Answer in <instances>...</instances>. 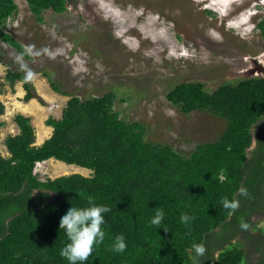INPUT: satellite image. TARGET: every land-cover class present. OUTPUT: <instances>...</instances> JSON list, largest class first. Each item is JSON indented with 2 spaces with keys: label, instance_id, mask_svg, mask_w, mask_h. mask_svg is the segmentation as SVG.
<instances>
[{
  "label": "trees",
  "instance_id": "16d2710c",
  "mask_svg": "<svg viewBox=\"0 0 264 264\" xmlns=\"http://www.w3.org/2000/svg\"><path fill=\"white\" fill-rule=\"evenodd\" d=\"M25 1L38 22L45 13L67 11V0ZM16 13L14 0H0V44L20 53L21 44L6 31L7 20ZM256 28L264 38V17ZM4 79L12 92L22 83L24 103L37 99L22 71L7 68ZM51 89L61 93L55 83ZM165 96L184 115L206 111L226 119L222 138L198 144L190 157L146 141L145 124L127 122L114 110V91L100 97L70 96L62 117L44 122L52 134L40 146L35 145L31 118L15 115L19 133L4 141L9 156L0 154V264H69L59 254L69 242L59 221L71 206L87 207L89 197L112 210L103 214L104 242L94 245L84 264H247L244 243L230 241L238 234L253 241L247 236L250 229L260 231L252 249L259 255L254 264H264V229L251 221L253 213L264 212V138L248 151L252 128L264 127V77L224 84L212 92L199 81H183ZM4 111L0 101V117ZM50 159L90 174L39 181L33 175L35 164ZM241 187L248 195H239ZM225 198L238 200L239 207L225 209ZM157 207L164 211L159 227L150 223ZM181 213L193 219L181 223ZM242 221L247 230L240 227ZM228 226L235 228L228 232ZM222 229L227 238L210 255L197 262L190 258L195 256L189 252L193 243L205 245L211 233ZM120 234L127 248L117 253L111 248Z\"/></svg>",
  "mask_w": 264,
  "mask_h": 264
},
{
  "label": "rangeland",
  "instance_id": "374dc122",
  "mask_svg": "<svg viewBox=\"0 0 264 264\" xmlns=\"http://www.w3.org/2000/svg\"><path fill=\"white\" fill-rule=\"evenodd\" d=\"M14 2L17 13L8 19L6 31L21 46L34 44L36 49L47 48L49 54L25 56L36 74L31 83L37 99L24 103L22 83L15 84L13 93L4 79L7 68L21 71L14 60L19 52L0 44V100L5 106L0 129L3 157L9 156L6 137L18 133L15 115L30 116L39 136L47 118L55 119L70 96L100 97L110 91L116 94L114 110L120 118L146 125V141L190 157L198 144L221 139L227 121L206 111L180 113L165 98L169 89L183 81H199L212 92L224 84L264 77L247 73L253 63L264 68V38L254 29L264 14L247 10L253 0H68L66 12L45 13L43 22L35 19L25 0ZM227 20H232L233 31L226 27ZM50 81L61 93L51 89ZM252 133L257 134L256 127ZM255 138H264V127ZM64 165L48 161L37 166L36 172H40L41 180L67 171L86 177L90 174L86 169ZM251 221L254 227L264 229V212L253 213ZM234 228L228 226V232ZM258 231L248 232L254 242L244 234L230 241L244 243L247 264L259 259L252 250ZM227 234L224 229L211 233L202 258L213 252L216 243L225 241ZM225 245L230 249L229 243Z\"/></svg>",
  "mask_w": 264,
  "mask_h": 264
},
{
  "label": "clouds",
  "instance_id": "9594fccd",
  "mask_svg": "<svg viewBox=\"0 0 264 264\" xmlns=\"http://www.w3.org/2000/svg\"><path fill=\"white\" fill-rule=\"evenodd\" d=\"M263 1L264 0H253L252 5L249 8H247V10L252 9L253 11H259L263 14L264 13V2ZM205 3L207 4L206 1H205ZM256 14H257L256 12L253 13V15H256ZM231 21L232 20L226 21V27L229 28V30L233 31L232 29H234L235 27L230 24ZM7 22H8V20H7ZM245 24H246L245 22L242 23L243 26ZM42 54H49V50L47 48L36 49V46L34 44L24 45V46H22V51L20 53L14 54L15 62L19 65L20 70L25 73V76H24L25 82L32 81L36 75L33 72V70L31 68H29L28 64L25 62V56L30 57V58H35V57L41 56ZM17 83H21V82H17ZM21 88H22V86H21ZM22 90H23V88H22ZM13 93H15V91ZM4 113H5V111H4ZM254 127L257 128V131L261 130V128H259V126H254ZM17 129H18V127H17ZM11 136H15V135H11ZM252 137H253V142H254V138L257 137V134L253 135V133H252ZM255 140H256V142L254 143L255 145H253V142H252L248 151H251L254 148H256L257 139L255 138ZM35 141H36V133H35ZM252 146H254V147L252 148ZM50 160H54V159H50ZM47 161H49V160H47ZM47 161L35 164V167L33 169V175H34V177H37L39 181H44L45 179L41 180L39 178V174L36 172V167L42 163L45 164ZM54 161H56V160H54ZM58 162H60V161H58ZM60 163H63V162H60ZM74 166H76V165H74ZM79 168H81V167H79ZM87 171H89V170H87ZM70 174H73V173H70ZM79 174H81V173H79ZM82 175H83V173H82ZM219 179L221 181H224L225 179H227V177L220 176ZM238 192H239V195H247V189H245L243 187H241L238 190ZM222 205L225 209H230L231 212H234L239 207V201L236 199L229 200V199L225 198L222 200ZM111 210L112 209L107 207V206L96 205L94 203V201L89 197L87 207L76 208V207L71 206L66 211V213L60 218L59 227H60V229L64 230L65 235H66L69 242L61 248L59 254L63 258H65L67 261H69V264H78V262H79V264H84V262H86L88 260V258L92 255L94 245H98V244H101L104 242L105 232L102 230V225L105 223V220H104L103 214L110 212ZM231 212H230V214H231ZM163 219H164L163 209L159 208V207L155 208L154 216L152 217V219L150 221L151 225L159 227L161 225ZM190 219H193V218L189 217L186 213H181V216H180L181 223H188ZM240 227L244 230H247L249 225L246 222L242 221L240 224ZM164 230L166 231V229H164ZM126 248H127V244L125 242L124 235L123 234L117 235L114 239V243L112 245L111 250L115 251L117 253H122L126 250ZM189 252L195 253V256L190 255V258L195 260L196 257H202L205 255L206 247L203 243H193L191 248L189 249Z\"/></svg>",
  "mask_w": 264,
  "mask_h": 264
},
{
  "label": "crops",
  "instance_id": "0c3cea01",
  "mask_svg": "<svg viewBox=\"0 0 264 264\" xmlns=\"http://www.w3.org/2000/svg\"><path fill=\"white\" fill-rule=\"evenodd\" d=\"M32 101V100H31ZM29 103V102H28ZM62 111H63V109H62ZM62 111H60L59 112V114H57V115H55V119L56 120H58V119H60L61 117H62ZM21 115H23V114H21ZM24 116V115H23ZM3 116H1V118H2ZM25 117H30V116H25ZM0 118V119H1ZM31 118V117H30ZM48 119V118H47ZM1 121H3L2 119H1ZM18 130V129H17ZM18 132H19V130H18ZM51 133H52V129L50 128V127H46L45 126V128L43 129V131H42V133H40V131H39V136L38 135H36V141H35V145L36 146H40L46 139H48L50 136H51ZM18 134V133H17ZM16 135V134H15ZM51 161H54V160H49V162H51ZM48 162V161H47ZM57 162V161H56ZM60 163V162H59ZM62 165H64L63 163H61ZM65 166V165H64ZM67 167V166H66ZM67 174H61L60 176H62V175H68V174H70L68 171L66 172Z\"/></svg>",
  "mask_w": 264,
  "mask_h": 264
},
{
  "label": "flooded vegetation",
  "instance_id": "af4514ba",
  "mask_svg": "<svg viewBox=\"0 0 264 264\" xmlns=\"http://www.w3.org/2000/svg\"><path fill=\"white\" fill-rule=\"evenodd\" d=\"M68 2V0H67ZM253 68L248 70L247 73L249 74H254V73H260V74H263L264 75V68L260 65V64H257V63H253ZM259 135V131H257V137Z\"/></svg>",
  "mask_w": 264,
  "mask_h": 264
},
{
  "label": "bare ground",
  "instance_id": "6f19581e",
  "mask_svg": "<svg viewBox=\"0 0 264 264\" xmlns=\"http://www.w3.org/2000/svg\"><path fill=\"white\" fill-rule=\"evenodd\" d=\"M124 16H127V15H124ZM128 17V16H127ZM125 18V17H124ZM128 19H129V17H128ZM146 20V19H145ZM147 22V21H146ZM149 23V22H148ZM153 24V23H152ZM145 25V24H144ZM154 26H155V23L153 24ZM142 26V25H141ZM148 26H149V24H148ZM148 26H146V27H148ZM152 27V26H151ZM143 28V27H142ZM154 28V27H153ZM124 29V28H123ZM144 29H146V28H144ZM155 29V28H154ZM143 30V29H142ZM150 30V29H149ZM148 30V31H149ZM146 31H147V29H146ZM153 31V30H152ZM124 32V31H123ZM151 32V31H150ZM149 34V33H148ZM159 34V33H158ZM150 36H152V32L150 33ZM159 36V35H158ZM1 121V120H0ZM39 173V172H38ZM43 173V172H42Z\"/></svg>",
  "mask_w": 264,
  "mask_h": 264
}]
</instances>
